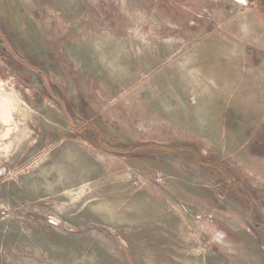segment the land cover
I'll use <instances>...</instances> for the list:
<instances>
[{
    "label": "rangeland",
    "instance_id": "374dc122",
    "mask_svg": "<svg viewBox=\"0 0 264 264\" xmlns=\"http://www.w3.org/2000/svg\"><path fill=\"white\" fill-rule=\"evenodd\" d=\"M0 264H264V0H0Z\"/></svg>",
    "mask_w": 264,
    "mask_h": 264
},
{
    "label": "water",
    "instance_id": "95a60500",
    "mask_svg": "<svg viewBox=\"0 0 264 264\" xmlns=\"http://www.w3.org/2000/svg\"><path fill=\"white\" fill-rule=\"evenodd\" d=\"M238 1V0H237Z\"/></svg>",
    "mask_w": 264,
    "mask_h": 264
}]
</instances>
